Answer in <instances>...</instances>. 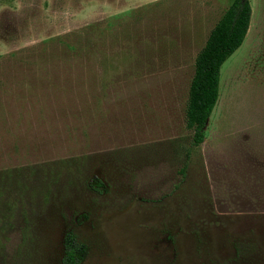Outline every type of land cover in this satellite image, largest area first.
<instances>
[{
    "label": "rangeland",
    "instance_id": "1",
    "mask_svg": "<svg viewBox=\"0 0 264 264\" xmlns=\"http://www.w3.org/2000/svg\"><path fill=\"white\" fill-rule=\"evenodd\" d=\"M249 1L193 146L195 57L232 0H0V264H64L68 230L81 264H264V0Z\"/></svg>",
    "mask_w": 264,
    "mask_h": 264
},
{
    "label": "trees",
    "instance_id": "2",
    "mask_svg": "<svg viewBox=\"0 0 264 264\" xmlns=\"http://www.w3.org/2000/svg\"><path fill=\"white\" fill-rule=\"evenodd\" d=\"M250 16L249 0H232L196 54L185 108V126L192 133L193 146L200 145L205 138L207 121L219 97L221 65L242 44ZM95 182L96 186L101 185L99 180ZM85 251V245L72 231L65 232L62 257L64 264H81Z\"/></svg>",
    "mask_w": 264,
    "mask_h": 264
},
{
    "label": "crops",
    "instance_id": "3",
    "mask_svg": "<svg viewBox=\"0 0 264 264\" xmlns=\"http://www.w3.org/2000/svg\"><path fill=\"white\" fill-rule=\"evenodd\" d=\"M251 5V4H250ZM253 6V5H252ZM253 9H252V7H251V16H250V23H249V27H248V30H247V32H246V35H245V38L244 39H246V37H247V35H248V33H249V31L251 30V27H252V23H253ZM244 41V40H243ZM243 43V42H242ZM240 47V46H239ZM238 47V48H239Z\"/></svg>",
    "mask_w": 264,
    "mask_h": 264
}]
</instances>
